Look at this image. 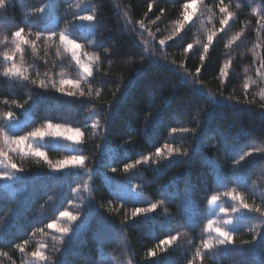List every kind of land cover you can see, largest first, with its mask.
Wrapping results in <instances>:
<instances>
[{"label": "trees", "instance_id": "trees-1", "mask_svg": "<svg viewBox=\"0 0 264 264\" xmlns=\"http://www.w3.org/2000/svg\"><path fill=\"white\" fill-rule=\"evenodd\" d=\"M197 1L196 16L161 46L191 0H6L0 9V128L21 136L47 122L80 128L81 143L49 147L46 155L53 162L83 155L85 165L53 171L43 160L11 155L23 171L12 170L11 180L0 181V264H34L29 253L41 244L48 264H188L208 237L212 195L229 212L235 202L223 195L228 191L264 205V76L258 74L264 73V23L257 24L264 21V0H223L233 13L223 31L221 0ZM84 14L97 19L75 21ZM19 27L25 30L21 39L35 46L23 43L15 60L47 88L2 75L10 66L3 53L14 48L11 33ZM37 31L45 37L63 31L83 52L99 55L89 82L57 92L52 84L58 73L75 76L77 69L58 44L37 40ZM212 31L217 35L197 74ZM188 43L193 48L185 53ZM226 61L229 75L222 81L219 69ZM7 111L14 114V129L3 118ZM165 144L187 155L168 157ZM157 148L163 156L155 155ZM246 152L253 155L236 164ZM145 155L151 162L123 171ZM151 203L157 204L152 213L131 217L133 208ZM64 210L79 214L70 243L46 228ZM233 222L234 246H218L195 264H264V218L242 210ZM170 235L177 240L147 257ZM24 241L21 253L16 245Z\"/></svg>", "mask_w": 264, "mask_h": 264}, {"label": "snow or ice", "instance_id": "snow-or-ice-1", "mask_svg": "<svg viewBox=\"0 0 264 264\" xmlns=\"http://www.w3.org/2000/svg\"><path fill=\"white\" fill-rule=\"evenodd\" d=\"M197 3V0H191L190 3H184L182 5V19H180L177 22V25L173 31V33L165 39L159 40V45L166 46V41H172L175 37H177L181 30L183 29L184 25L191 21L194 13L190 11V9L193 8V6ZM6 7V0H0V9H3ZM152 8V5H149V9ZM39 11H43V9H40ZM219 11L222 14V18L220 19V31H223L225 29V26L229 24V20L232 18L233 13L229 11L227 7L224 6L223 0H221L219 5ZM97 19L96 16L92 14H84V15H76L75 21L79 22H89L93 23ZM264 23V21H257V24ZM141 27H144V25L141 23ZM24 28L19 27L15 31L11 33L13 37V43L14 48L11 52H4L3 53V59L6 62L10 63L9 67H6L2 73V75L6 78H19L24 81H30L31 84L36 85L40 88H47L48 84L45 80H36V79H30L28 75H26L27 69L24 68L22 65L18 64L15 60V54L22 51V44L28 43L35 46V41L29 40L24 41L21 39ZM217 35V31L209 32L206 37V42L203 43L202 48L203 51L199 56V61L201 63V67L196 68V73L199 74L202 70V66L204 62L206 61L210 46L213 45L214 37ZM36 39H44L45 41L55 38L57 36L56 32H50L47 37L43 35L41 31H37L35 33ZM241 34L237 33L236 36L232 37V41H236L240 38ZM59 44L64 47L65 52H68L71 54L72 61L75 62V65L78 67L80 73H81V79L77 81L73 80H67V79H61L59 81V86H57L55 83L52 84V87L55 88L57 92L64 93L65 92V85H71L72 88H79L81 82L88 83L90 78L93 77V74L98 69L95 67V62L100 61L101 57L97 55L95 52H81V45L76 42L75 39H72L66 34L65 32L61 31L58 34ZM230 41V43L232 42ZM193 48V45L191 43H188L186 47H184L183 51L185 53H188L190 49ZM229 63L230 61H226L223 66L219 69V75L222 79V81H226V78L229 75L228 69H229ZM183 67V65H181ZM261 76H264V73H258ZM250 85L248 82H245L243 85V88L245 90V93H247ZM122 89L120 87L117 88V91H121ZM69 96H74V92H67L66 93ZM81 96L86 95L85 92H80ZM99 95V93H97ZM113 96H116V93H113ZM229 100L232 98L229 97ZM22 107V106H21ZM5 121H12L14 119V114L12 111H7L2 114ZM112 118V112L109 110L108 117L105 118V122L107 123L108 120ZM92 127L94 129L99 128V121H94L92 124ZM180 131L188 132L189 129H180ZM172 133H176L177 129L172 128ZM83 135L80 128H72L68 127L66 125L58 124V123H52L47 122L43 124L41 127L35 128L33 131H30L27 135H15V134H9V132L5 131L3 128H0V141L3 142L4 145L8 146L12 152L19 153L22 157H34L38 160H43L45 164H47L48 168L53 171H61L67 168H80L83 169L85 165V157L83 155H68L64 156L63 159L56 160L53 162L48 158L46 153L42 151L38 146L35 145V141L37 140H43L45 137H52V138H63L64 140L72 141L73 143L79 144L81 143V140L79 137ZM163 148L167 151V156L172 157L174 153L179 155H187V153L181 152L179 148H173L171 144H165ZM259 151V150H256ZM155 155L157 157H161L164 155V152L161 148H157L155 150ZM253 155V152H246L244 155L240 156L239 160L236 161V164H239L241 161H244L246 157ZM151 162L150 156H142L139 160L135 161V163H127L123 166V171L128 172L129 170L136 167V165L141 163H148ZM0 164H4L7 168L16 170V171H23L22 168H18L17 164L13 162L8 152L0 149ZM113 172H116L117 169L113 168ZM91 172H89V175ZM13 178L12 172H3L0 173V179H8L11 180ZM85 189H87V185H85ZM224 196L230 198L233 202H235V206H233L230 210L232 214H239L242 210H247L249 213L258 214L261 218H264V205H250L245 202L243 196L239 192H233L228 191L223 193ZM219 196L218 195H212L210 200L208 201L210 204H216L218 201ZM157 208L156 203H151L148 205V207H135L132 209L130 215L132 218L137 217L140 214H148L152 213ZM221 213H225L228 218L224 219L222 222H218L214 219H209L207 222L206 227L204 228L205 233H214V236H211L210 238L203 239L201 241L200 247L197 248L195 251L194 259L189 260L188 264H195L196 260H202L203 255L211 251L214 248H217L218 246L227 247V246H234V233L232 230L228 227L232 223V216L229 214V210L225 209L223 207L220 208ZM79 214L73 213L68 210L60 211L59 216L56 221H53L51 223H48L46 225L47 229H54L57 233L60 234V237L62 241L65 243H70L72 237L69 235L70 233H73L75 229L73 228V225L78 221ZM60 221V222H57ZM78 227V226H77ZM39 231L43 232V229H39ZM65 238H67L65 240ZM256 237H253V241H255ZM177 240V236L170 235L167 238L161 240L159 244L154 249H150L147 252V257L152 258L157 255L158 251H164L169 245H171L174 241ZM253 241H241V245H251ZM27 244V241H24L23 244H17L16 248L19 249L21 253L25 251V245ZM29 255L32 257L34 264H48L49 257L45 254V245L41 244L39 245L35 251H32L29 253ZM57 264H60L59 261H57Z\"/></svg>", "mask_w": 264, "mask_h": 264}, {"label": "rangeland", "instance_id": "rangeland-1", "mask_svg": "<svg viewBox=\"0 0 264 264\" xmlns=\"http://www.w3.org/2000/svg\"><path fill=\"white\" fill-rule=\"evenodd\" d=\"M199 6H200V3L199 1H197V3L193 6L192 9H190L191 12L194 13L192 19L196 16V13H197V10L199 9ZM191 19V20H192ZM190 22V21H189ZM57 33V36L55 38H52V39H49L50 42H54L55 45H59L60 47H62L64 49V47L62 45L59 44V39H58V32ZM81 52H83V50L81 49ZM68 53V52H67ZM70 56L71 54L68 53ZM74 62V61H73ZM75 64V62H74ZM76 67V75L75 76H72L70 75L69 73H64L62 71H60L57 75V78H55V81L54 83L59 86V81L61 79H67V80H73V81H77V80H80L81 79V73L78 69V67L75 65ZM83 83V82H81ZM65 90H75L77 88H72L71 85H65ZM15 119H13L12 121H8V128H11V129H14L15 128ZM9 132V131H7ZM9 134H12L11 132H9ZM79 139L81 140V137H79ZM35 145L38 146L42 151H44L46 153V149L49 148V147H55V146H61V147H65V148H69V149H72L74 148L77 144L76 143H73L72 141H68V140H64L63 138H52V137H45L43 140H37L35 141ZM2 150L6 151L9 153L10 157L11 155H20L19 153L17 152H12L10 150V148L6 145L3 144L2 146ZM21 156V155H20ZM77 169H80V168H67V169H64L62 171H67V170H77ZM12 172V169H9L7 168L4 164H0V173H3V172ZM5 179H0L1 182H4ZM129 188V186H127ZM209 218L210 219H214V220H217L218 222H222L224 219H227L228 216L225 214V213H221L220 212V207L216 206V204H210L209 206ZM229 214L232 216V223L228 226L230 229L233 228V225H234V222H233V219L235 217L236 214H232L231 212H229ZM60 222V221H58ZM211 236H214V233H208V237L207 238H210Z\"/></svg>", "mask_w": 264, "mask_h": 264}]
</instances>
